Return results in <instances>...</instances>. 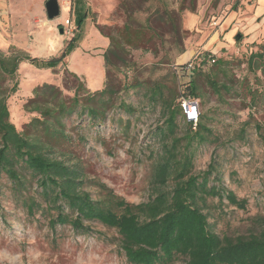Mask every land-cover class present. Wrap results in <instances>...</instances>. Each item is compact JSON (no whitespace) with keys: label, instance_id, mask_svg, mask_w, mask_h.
I'll use <instances>...</instances> for the list:
<instances>
[{"label":"rangeland","instance_id":"rangeland-1","mask_svg":"<svg viewBox=\"0 0 264 264\" xmlns=\"http://www.w3.org/2000/svg\"><path fill=\"white\" fill-rule=\"evenodd\" d=\"M46 1L0 0L1 54L8 56L14 50H21L31 57L47 60L60 53L76 30L71 0H57L60 13L53 20L46 16ZM242 1L249 3L248 0L145 3L84 0L88 18L82 39L64 65L38 69L22 62L14 80L5 82L8 88L17 85L16 92L7 100L9 121L18 132L26 130L30 120L37 116L25 112L23 106L33 96L34 88L42 84L57 87L61 96L69 100L77 84L71 73L82 81L86 90L88 86L95 89L102 79L105 83L103 54L112 38L111 47L130 62L129 66L118 64L119 72L112 74V82L119 87L115 105L123 101L135 112L126 114L115 107L101 124H95L80 113V108L76 109L62 121L69 138L64 151L69 154L68 164L82 172L81 190L92 200H100L106 192H111L127 203H144L153 194L152 167L161 154L158 128H163L160 107L149 101L150 89L155 81L171 86L169 72L174 65L195 56L221 58L230 63L224 72H213L205 65L197 78L200 113L211 135L204 143L192 145V173L209 172V187L219 186L246 203L240 209L224 199L207 198L199 206L208 218L211 231L221 238L260 233L264 229V90L245 63L256 48L250 50L235 42L231 48L219 51L217 45L224 43L222 35L212 42L225 18L244 8ZM161 2L168 4L177 19L182 54L171 43L172 34L163 24L152 28L155 33L151 42H145L150 35L146 33L143 41L127 44L123 28L131 20L128 18L132 15L134 23H143L147 6L161 11ZM66 19L72 23L71 31L63 25ZM168 58L169 63L165 62ZM211 72L218 84L228 86L227 91L220 89L216 93L210 88L205 75ZM124 83H136V87L125 91L121 88ZM250 87L258 88L260 94L254 106L247 95ZM164 92L169 96L172 88ZM177 122V136L183 138L188 133L187 127L180 118ZM20 172L25 181L22 187L0 176V264H128L113 229L97 222H85L91 229L88 234L75 232L67 225L52 228L49 220L55 216L54 212L46 209L29 172ZM29 199L36 203L32 213H28L25 205ZM184 263L185 259L178 257L172 264Z\"/></svg>","mask_w":264,"mask_h":264},{"label":"trees","instance_id":"trees-1","mask_svg":"<svg viewBox=\"0 0 264 264\" xmlns=\"http://www.w3.org/2000/svg\"><path fill=\"white\" fill-rule=\"evenodd\" d=\"M146 1L149 0H141ZM71 9L75 34L56 57L42 60L21 50H14L8 56L0 53V176L4 175L22 187L25 181L20 171L29 172L40 189L46 209L54 212L55 216L49 220L52 228L67 225L75 232L88 234L91 229L85 222H97L113 229L119 236L118 246L128 264H172L178 257L185 259L184 264H264V229L258 234L221 238L209 228L208 218L199 206L201 202L207 198L224 199L240 209H244L246 202L237 200L232 192L219 186L209 187V172L192 173V145L194 142L204 143L211 131L205 127L201 113L195 126L186 123L179 105L181 98L198 100L200 97L196 82L205 65L213 72H224L229 62L221 58L215 60L211 55L207 58L195 56L170 69L171 86L154 82L149 101L160 107L163 116V128H158L162 146L152 167L150 184L153 194L144 203L130 204L111 192H106L100 200H92L81 190L82 172L77 166L68 164L69 154L64 151L69 138L62 121L76 109L80 108V113L86 114L95 124H101L115 107L126 114L135 112L123 101L115 105L119 87L112 82V74L119 72L118 64L129 66L130 62L111 47L112 38L103 54L105 83L101 89L86 90L82 81L71 73L77 84L69 100L61 96L57 87L42 84L34 88L33 96L23 106L25 112L37 116L27 124V131L18 132L9 121L7 100L16 92L17 85L8 88L5 82L14 80L19 65L27 62L38 69H56L64 65L66 58L77 49L88 18V8L84 0H71ZM144 13L143 23H134L132 15L128 18L131 20L123 28L127 44L143 41L146 33L150 35L145 42H151L155 33L152 28L163 24L172 34L171 43L178 54H182L177 19L168 4L161 2V11L148 5ZM255 47L245 63L264 90V45ZM169 59L165 62L169 63ZM211 59L214 63L210 62ZM187 64L191 65L190 70L186 69ZM213 72L205 75L210 88L216 93L220 89L227 91L228 86L218 84ZM257 72L259 76H256ZM136 83H124L121 88L129 91L136 87ZM169 88H172V94L166 96L164 91ZM258 92V88H247L250 105H256ZM179 118L187 127L188 133L183 138L176 133ZM25 205L28 213H32L36 203L29 199Z\"/></svg>","mask_w":264,"mask_h":264},{"label":"crops","instance_id":"crops-1","mask_svg":"<svg viewBox=\"0 0 264 264\" xmlns=\"http://www.w3.org/2000/svg\"><path fill=\"white\" fill-rule=\"evenodd\" d=\"M248 1L249 3L242 1L240 4L244 3V8L240 7L237 12H232L225 18L212 38V42H216L219 40V35H222L224 43L217 45L219 51L231 48L235 42L250 50L257 45H264V0ZM103 41L106 43L105 40ZM102 86L103 79L95 89L90 86L88 88L94 91L101 89Z\"/></svg>","mask_w":264,"mask_h":264},{"label":"built area","instance_id":"built-area-1","mask_svg":"<svg viewBox=\"0 0 264 264\" xmlns=\"http://www.w3.org/2000/svg\"><path fill=\"white\" fill-rule=\"evenodd\" d=\"M63 25L66 28V30L71 31L72 23H70V20L66 19ZM210 62L214 63V59H211ZM186 69L190 70L191 65L187 64ZM179 105L185 122L191 124L192 126H195L200 114L198 100L188 97L181 98Z\"/></svg>","mask_w":264,"mask_h":264},{"label":"water","instance_id":"water-1","mask_svg":"<svg viewBox=\"0 0 264 264\" xmlns=\"http://www.w3.org/2000/svg\"><path fill=\"white\" fill-rule=\"evenodd\" d=\"M44 9L49 20H53L59 16L60 7L57 0H47L44 4Z\"/></svg>","mask_w":264,"mask_h":264}]
</instances>
